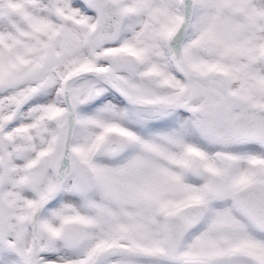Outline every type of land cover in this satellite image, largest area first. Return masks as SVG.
<instances>
[{
    "label": "snow or ice",
    "instance_id": "snow-or-ice-1",
    "mask_svg": "<svg viewBox=\"0 0 264 264\" xmlns=\"http://www.w3.org/2000/svg\"><path fill=\"white\" fill-rule=\"evenodd\" d=\"M0 264H264V0H0Z\"/></svg>",
    "mask_w": 264,
    "mask_h": 264
}]
</instances>
